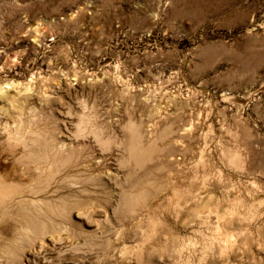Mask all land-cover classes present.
<instances>
[{"label": "rangeland", "instance_id": "1", "mask_svg": "<svg viewBox=\"0 0 264 264\" xmlns=\"http://www.w3.org/2000/svg\"><path fill=\"white\" fill-rule=\"evenodd\" d=\"M0 178V264H264V0H0Z\"/></svg>", "mask_w": 264, "mask_h": 264}, {"label": "bare ground", "instance_id": "2", "mask_svg": "<svg viewBox=\"0 0 264 264\" xmlns=\"http://www.w3.org/2000/svg\"><path fill=\"white\" fill-rule=\"evenodd\" d=\"M130 123L132 125H136L138 127V125L135 124L134 122H130ZM90 129H93L92 122L82 120V121L78 122L76 125L75 135H77L78 133L84 132L86 130H90ZM129 129L133 130V128L131 126H129ZM37 134L39 135V133H36V135ZM94 135H95V137H97V140L99 141L100 140L99 135H97V133H94ZM141 140H142V135H140L139 132L135 131L133 133V135L129 138L128 142L125 143L124 145H126L127 148L128 147H138L140 145V143L142 142ZM25 144L27 145V148H29L28 146H30V144H32V142H30L28 140V142L26 141ZM45 146L46 147H44L43 149H41L39 151L30 150L28 155H24V157L26 160H29L28 162H31V163L48 164L49 174L53 178L54 176H56V173H58L59 169H62V166L70 159V157L73 153H72V151L71 152H65L68 150H66V149L64 150L62 148V146L57 145V143H56V145H51L50 143H48V144L46 143ZM73 157L75 158V155ZM71 159H73V158H71ZM69 163H71V162H69ZM66 164H68V163H66ZM51 177H50V179H52ZM190 178H191L192 183H195V182H196V184H198V182L202 183V178H200V176L198 174H194ZM187 185H188V183H187ZM17 188L18 187L13 185V184H6V182L4 183V181L3 182L0 181V203H3L6 200H8L15 192H17V190H18ZM185 188H187V187H185ZM175 193L177 196H182V195H185L187 192H186V190H178ZM132 194H133V192L127 193V195L125 196L126 200H128V198H127L128 195H132ZM133 196L135 197V200H137L138 202H142V200L146 197V192L144 190L143 191L138 190V192H135ZM186 200H188V199L186 198ZM177 204H179V203H177ZM119 234L121 235L122 232ZM128 249H129V247L126 246L125 251L128 252Z\"/></svg>", "mask_w": 264, "mask_h": 264}]
</instances>
